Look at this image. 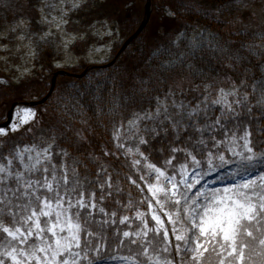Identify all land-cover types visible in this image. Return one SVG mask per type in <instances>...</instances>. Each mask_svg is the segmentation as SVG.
I'll list each match as a JSON object with an SVG mask.
<instances>
[{
    "label": "snow or ice",
    "instance_id": "obj_1",
    "mask_svg": "<svg viewBox=\"0 0 264 264\" xmlns=\"http://www.w3.org/2000/svg\"><path fill=\"white\" fill-rule=\"evenodd\" d=\"M198 35L193 57L204 48ZM256 67L260 75L245 68L239 84L196 85L191 100L182 89L152 95L141 81L109 109L111 139L99 152L80 133L62 147L54 130L0 150V264H264V65ZM227 157L239 164L220 176ZM213 172L220 187L205 180Z\"/></svg>",
    "mask_w": 264,
    "mask_h": 264
},
{
    "label": "trees",
    "instance_id": "obj_2",
    "mask_svg": "<svg viewBox=\"0 0 264 264\" xmlns=\"http://www.w3.org/2000/svg\"><path fill=\"white\" fill-rule=\"evenodd\" d=\"M24 1L35 10H43L47 16L53 7L46 5L65 4L64 33L76 38L70 51L80 58L76 65L66 68V72L76 76L90 68L83 56L94 45L112 42V58L94 65L81 78L58 76L48 100L32 108L36 114L33 120L15 132L0 136V150L5 153L17 144L51 136L53 130L65 137L62 147L68 146L67 141L77 140L76 134L80 133L99 152L97 146L111 139L109 109L116 99L140 88L141 81L150 87L152 95L163 94L169 88L182 89L191 100L198 93L188 90L195 89L196 85L222 83L225 77L239 84L245 68L250 69L249 76L253 73L259 76L256 65H264V28L251 29L249 24L256 20L244 10L264 0H150L152 12L147 25L112 64L111 60L124 42L140 26L145 0H81L79 8H72L64 3L66 0L63 3L61 0ZM169 11L173 15H168ZM13 28L17 30L12 31ZM50 29L51 25L40 19L14 17L8 23L0 18V47H12L23 34L34 53L33 70L21 80L16 79V83L13 81L17 74L13 71L7 74L0 65V123L6 120L12 104L38 101L47 95L51 78L57 71L56 64L64 56L62 37L49 34ZM110 30L112 36H109ZM96 32L104 34L100 37ZM198 34L203 35L204 48L193 57L188 55L189 45L193 37L199 38ZM209 40L213 41L216 51L209 50ZM157 49L167 51L154 55ZM236 55L244 58L242 64L229 58ZM181 56L183 63L177 61L161 70L162 61ZM229 65L234 66L235 71ZM117 254L128 253L125 249ZM210 258L215 264V257Z\"/></svg>",
    "mask_w": 264,
    "mask_h": 264
},
{
    "label": "rangeland",
    "instance_id": "obj_3",
    "mask_svg": "<svg viewBox=\"0 0 264 264\" xmlns=\"http://www.w3.org/2000/svg\"><path fill=\"white\" fill-rule=\"evenodd\" d=\"M81 2V0H66L64 3H67L72 7L74 3L81 4ZM61 8L64 9L65 5L62 4L56 6L55 10L53 9L50 12V16H47V14L43 10L38 11L32 7H29L24 0H0V18L3 17L4 21L8 23L11 22L14 17H19L22 20L40 19L45 22L51 21V23H49L51 25V30L49 31V34L63 37L62 52H64V56L61 62L57 64V67L60 69H64L69 66L76 65L79 62V59H77L70 51V48L74 43L75 38L64 35V23H60ZM244 10L253 14L254 19L256 20L255 23H251L252 25L249 24V27L251 29L255 30L256 28L260 27L264 28V2H261L256 6H248ZM53 17H56V19H53ZM57 24H60V28H57ZM96 34L100 35L101 37L104 33L96 32ZM111 45L112 42L109 46L106 47H92L91 51H89L87 56L85 57L86 61L90 64L107 62L111 58ZM33 56L34 53L32 45L30 43H26L24 39H17L15 41V44L9 48H4L2 46L0 47V65L3 66V69L6 71L7 74H9V72L11 71L15 72V74H17L15 78L18 80H21L24 75H28L33 70L31 67ZM25 118L28 119V122L32 121L33 119L32 116H29L25 112V109L20 107L16 109L13 117V123L10 126V130L12 131L13 124L18 125V128L26 124L21 123V121ZM239 161V157L233 159L232 161H229L228 165H226L225 168L221 169L219 175H227L229 172H231L238 166ZM216 178L217 173L215 172L205 177V180L209 182V187L221 186L218 181L216 183H213L214 181H216ZM201 183H204V181H202Z\"/></svg>",
    "mask_w": 264,
    "mask_h": 264
},
{
    "label": "water",
    "instance_id": "obj_4",
    "mask_svg": "<svg viewBox=\"0 0 264 264\" xmlns=\"http://www.w3.org/2000/svg\"><path fill=\"white\" fill-rule=\"evenodd\" d=\"M150 11H151L150 0H147L146 6H145V16H144V20L142 21V23H141L139 29L137 30V32L125 43V45L123 46V48H125L132 41V39H135V37H137L140 34V32L144 29V26L146 25V23H147V21L149 19ZM59 74H62V73L61 72H58V73H56L53 76V78L51 80V83H50L51 84V88H50V90L48 92V95L43 100H41L39 102L24 103L23 105H27V106H30V107H34L36 105L43 104L48 99V97L51 95V93H52V91L54 89L55 79H56L57 75H59ZM15 106H16V104L10 106L11 108H10L8 114H7V121L4 124H1L0 125V128H5V127H7L9 125V123L11 121L12 112H13Z\"/></svg>",
    "mask_w": 264,
    "mask_h": 264
}]
</instances>
